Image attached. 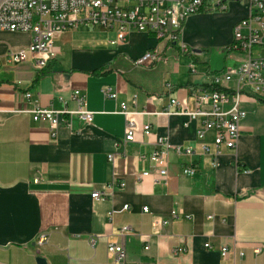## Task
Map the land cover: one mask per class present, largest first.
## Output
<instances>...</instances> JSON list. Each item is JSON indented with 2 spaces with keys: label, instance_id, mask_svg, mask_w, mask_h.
<instances>
[{
  "label": "crops",
  "instance_id": "1",
  "mask_svg": "<svg viewBox=\"0 0 264 264\" xmlns=\"http://www.w3.org/2000/svg\"><path fill=\"white\" fill-rule=\"evenodd\" d=\"M246 15L239 0L226 10L192 13L176 42L133 29L112 45L104 28L80 25L57 32L59 53L45 68H36L31 55L0 68V264H264V91L244 97L238 144L216 155L201 149L214 132L198 138L200 120L157 114L173 96L193 106L196 86H210L214 72L239 61L225 47ZM32 39V31L0 29V57ZM182 42L191 51L183 52ZM150 49L161 58L137 63ZM103 86L117 96L105 95ZM75 88L86 94L91 122L75 116L74 128L61 124L55 135L48 120L21 110L36 103L74 107ZM123 101L136 111L132 141H125ZM160 136L196 149H170L165 177L140 158ZM187 164L196 167L193 174L184 171ZM145 170L150 174L139 178ZM97 189L106 195L94 197ZM126 224L132 229L121 235ZM42 234L48 239L39 244ZM111 239L123 242V262L109 253Z\"/></svg>",
  "mask_w": 264,
  "mask_h": 264
},
{
  "label": "built area",
  "instance_id": "2",
  "mask_svg": "<svg viewBox=\"0 0 264 264\" xmlns=\"http://www.w3.org/2000/svg\"><path fill=\"white\" fill-rule=\"evenodd\" d=\"M231 0H0V29L32 31L33 39L27 48L10 49L0 57V68L4 65H16L24 62L30 55L34 58L38 69L45 68L59 53L55 43L57 32L80 25H90L104 28L111 35L112 45L126 40L127 34L135 29L153 33L160 40L176 42L181 37V31L186 18L195 12L209 10H226ZM247 7V15L242 17L234 26L232 41L225 47L228 53L237 54L236 64L212 74L210 86H196L192 94L194 105L190 106L187 99L173 96L163 111L157 114L179 112L189 119H198L201 124L197 129L198 138H204L210 130L214 132L212 143L203 142V152L214 155L224 148H234L240 136V124L245 110L240 106L244 97H257L264 91V0H240ZM183 52L191 49L182 42ZM157 49L147 50L136 59L137 63L144 64L148 60L156 61L161 58ZM196 70L194 61L190 63ZM105 95L116 97L117 91L111 86H103ZM31 97L32 93L26 91ZM72 99L76 105H65L61 108L35 104L29 110L35 120H48L52 134L57 133L61 124L74 128L75 116L88 123L93 120L94 111L87 107L86 94L81 88H75ZM121 112L126 117L127 126L125 141L135 140L137 127L136 111L128 108L126 102H121ZM148 112V111H147ZM145 134H152L151 124H143ZM157 147L150 153L141 154L140 158H149L158 167L161 177L168 174V154L170 149L178 153L192 155L195 146L172 144L166 136L157 139ZM112 157V156H111ZM213 166L216 160L212 161ZM184 171L193 174L196 167L187 164ZM150 174L145 170L138 174L141 178ZM122 187L125 182L120 183ZM106 190H94V197H104ZM129 204H124L127 209ZM148 210V206L144 207ZM174 216L178 215L174 213ZM168 220H162L167 222ZM132 226L126 224L121 235L131 231ZM48 239L42 234L38 243ZM94 242V238H92ZM210 247V242L206 243ZM148 247V246H146ZM107 249L118 262L126 260V252L121 240H109ZM260 247L255 249L260 251ZM179 247L178 251H183ZM228 253L227 247H222V254ZM243 252H241L242 254ZM132 264V263H129Z\"/></svg>",
  "mask_w": 264,
  "mask_h": 264
},
{
  "label": "rangeland",
  "instance_id": "3",
  "mask_svg": "<svg viewBox=\"0 0 264 264\" xmlns=\"http://www.w3.org/2000/svg\"><path fill=\"white\" fill-rule=\"evenodd\" d=\"M240 1V0H239ZM218 55H219V53H217ZM235 55H237V54H235ZM237 57H238V55H237ZM220 64H222L223 63V56L220 54V62H219ZM232 63H230L229 65H231Z\"/></svg>",
  "mask_w": 264,
  "mask_h": 264
},
{
  "label": "water",
  "instance_id": "4",
  "mask_svg": "<svg viewBox=\"0 0 264 264\" xmlns=\"http://www.w3.org/2000/svg\"><path fill=\"white\" fill-rule=\"evenodd\" d=\"M38 260H39V261H44L42 257H39Z\"/></svg>",
  "mask_w": 264,
  "mask_h": 264
}]
</instances>
